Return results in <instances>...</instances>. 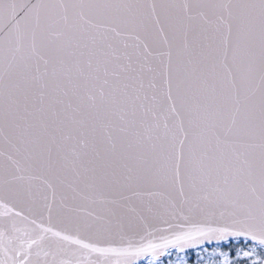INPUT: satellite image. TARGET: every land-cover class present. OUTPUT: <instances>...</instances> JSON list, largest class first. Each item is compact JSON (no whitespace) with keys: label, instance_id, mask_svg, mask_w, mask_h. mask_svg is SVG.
<instances>
[{"label":"snow or ice","instance_id":"6c2138e0","mask_svg":"<svg viewBox=\"0 0 264 264\" xmlns=\"http://www.w3.org/2000/svg\"><path fill=\"white\" fill-rule=\"evenodd\" d=\"M0 209V264L264 244V0H0Z\"/></svg>","mask_w":264,"mask_h":264},{"label":"water","instance_id":"95a60500","mask_svg":"<svg viewBox=\"0 0 264 264\" xmlns=\"http://www.w3.org/2000/svg\"><path fill=\"white\" fill-rule=\"evenodd\" d=\"M0 211H3V210L0 209ZM165 219H167L169 221V223H171V224H182L183 225V229H181V228L169 229L168 224L164 223L163 220L155 221L154 224H153L154 228L164 229L163 231L155 232V235L153 237H150V239H153L157 243L160 242V239H159L160 237L166 236V237L171 238L173 232H179V231H182V230H187L188 227L190 226L189 222L183 221L179 217L172 218L171 216H166ZM194 222L202 223V224H205V225L211 226V227H219V228L229 227L230 229H232V228L236 227V226H233L231 224V221H230V219L227 216H225L224 218H221L220 215H219V212H217L216 215L214 217L210 218V219H204L203 217H199ZM18 227L23 228V227H25V225L21 223V224H18ZM11 235L12 236L19 235L21 240L24 238L22 233H19V234L11 233ZM235 239H248V240L254 242L253 240L250 239V237H247V236L228 235V236L221 237V235L219 233H213L209 237H206V238H197V242L194 243L193 246L186 247L184 252H187V251H190V250H195V249L201 248L203 246H209V245L224 243V242H227V241H230V240H235ZM257 239H259V237ZM255 243H257V242H255ZM257 244H259V243H257ZM18 246H19V241L14 240L12 245H10L9 242H8V238L5 237L4 242H3V247L4 248H11V247H18ZM169 251H179V250L177 248H169L168 252ZM163 256H165V255H163ZM150 257H152V256L148 255V256L140 257L139 264L144 262L145 259L150 258ZM40 258H41L42 261L44 259L51 260V257L45 258L43 256V254L41 255ZM66 258L74 259V260L75 259H83V257H79V256L72 257L70 255L68 257H66ZM0 259H7V256H6L5 252L2 249H0Z\"/></svg>","mask_w":264,"mask_h":264},{"label":"trees","instance_id":"16d2710c","mask_svg":"<svg viewBox=\"0 0 264 264\" xmlns=\"http://www.w3.org/2000/svg\"><path fill=\"white\" fill-rule=\"evenodd\" d=\"M211 252V251H220L221 253H225L231 264H253L255 261L256 264H264V247L254 244L249 240L245 239H237L228 241L226 243H222L220 245H213L211 247H204L201 252ZM250 252V256H244L242 252ZM199 253V251H190L185 255L189 257L188 261L191 264L195 263V256ZM164 262L168 264V261L171 260L174 256L178 255L177 252H171L168 254ZM149 260L142 264H148Z\"/></svg>","mask_w":264,"mask_h":264},{"label":"rangeland","instance_id":"374dc122","mask_svg":"<svg viewBox=\"0 0 264 264\" xmlns=\"http://www.w3.org/2000/svg\"><path fill=\"white\" fill-rule=\"evenodd\" d=\"M257 244V243H255ZM217 245V244H216ZM220 245V244H219ZM257 245H260V244H257ZM262 246V245H260ZM211 247V246H210ZM204 248V247H203ZM203 248H199L195 251H199V253H197V255L195 256V263L194 264H224V261H225V256L224 255H221V252L220 251H209V252H201ZM247 252V251H245ZM171 253V252H170ZM214 253V254H213ZM242 254V253H241ZM178 255L180 256H184L186 257L187 261L189 259V257H187L185 255V253H178ZM169 255L166 256V258L168 257ZM165 257H161L159 258V262L158 264H165L164 260L166 259ZM169 258V257H168ZM228 258V256H227ZM152 258H149V260H151ZM148 260V259H147ZM229 260V258H228ZM190 261V259H189ZM188 261V264H191L189 263ZM168 264H177V255L174 256L171 260L168 261Z\"/></svg>","mask_w":264,"mask_h":264},{"label":"bare ground","instance_id":"6f19581e","mask_svg":"<svg viewBox=\"0 0 264 264\" xmlns=\"http://www.w3.org/2000/svg\"><path fill=\"white\" fill-rule=\"evenodd\" d=\"M251 239V238H250ZM251 240H253V239H251ZM254 242H257V243H260L259 242V239H255V240H253ZM261 244V243H260ZM264 245V244H263ZM162 256H160V258H161Z\"/></svg>","mask_w":264,"mask_h":264}]
</instances>
